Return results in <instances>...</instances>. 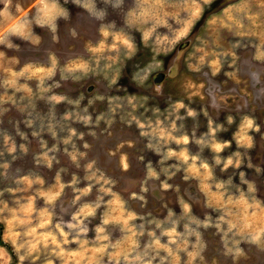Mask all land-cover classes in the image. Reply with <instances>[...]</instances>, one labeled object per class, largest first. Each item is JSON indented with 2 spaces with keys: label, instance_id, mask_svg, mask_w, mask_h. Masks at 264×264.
<instances>
[{
  "label": "rangeland",
  "instance_id": "374dc122",
  "mask_svg": "<svg viewBox=\"0 0 264 264\" xmlns=\"http://www.w3.org/2000/svg\"><path fill=\"white\" fill-rule=\"evenodd\" d=\"M0 264H264V0H0Z\"/></svg>",
  "mask_w": 264,
  "mask_h": 264
},
{
  "label": "trees",
  "instance_id": "16d2710c",
  "mask_svg": "<svg viewBox=\"0 0 264 264\" xmlns=\"http://www.w3.org/2000/svg\"><path fill=\"white\" fill-rule=\"evenodd\" d=\"M1 241V240H0Z\"/></svg>",
  "mask_w": 264,
  "mask_h": 264
}]
</instances>
